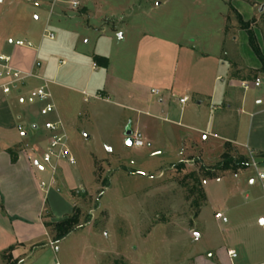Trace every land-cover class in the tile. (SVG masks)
<instances>
[{"label":"crops","instance_id":"crops-1","mask_svg":"<svg viewBox=\"0 0 264 264\" xmlns=\"http://www.w3.org/2000/svg\"><path fill=\"white\" fill-rule=\"evenodd\" d=\"M191 1L197 2L198 9L181 12L191 24L178 31L143 33L129 53L126 73L112 70L111 54L92 50L90 69L97 77V85L87 92L86 83L77 91L98 100L113 97L120 108L132 114L124 123V145L126 128L137 130L143 136V146L131 148L139 151L146 146L145 156H163L160 163L170 166L183 162L186 167L195 168L197 160L201 166L211 167L220 161L226 148L245 157L264 154V81L253 86L256 77L264 76V68L250 47L247 31L240 25L249 23L264 57V0ZM66 2L72 16L83 17L97 3L0 0V54L10 56L14 68L40 76L35 63L39 62L41 68L43 58L49 60L52 54L42 48L41 40L33 38L31 18L39 20L33 5L42 11L49 7V14L56 8L61 16L66 9L62 4ZM85 22L90 26L88 17ZM15 40H27L33 46H15ZM94 56L106 58V66L96 65ZM65 63L61 58L56 68ZM242 81L250 86L242 88ZM25 86L26 83L8 93L0 89V264H7L6 254L13 264H60L56 254L49 252L52 248L57 250V246L44 222L70 215L75 203L69 193L83 184L77 183L78 167L71 171L65 162L58 164L53 177L48 167L46 172L40 149L46 144L48 133L44 129L37 132L36 118L22 110ZM50 102L68 144L76 121L64 114L54 100ZM28 124L35 131L30 136L25 131ZM170 155L174 158L165 160ZM90 171L92 174L93 162ZM216 212L226 216L224 210ZM242 244L236 240L209 247L208 256H199L195 264H264V249L262 259L255 260L249 254L240 261L237 251ZM228 251H234L235 257Z\"/></svg>","mask_w":264,"mask_h":264},{"label":"rangeland","instance_id":"rangeland-1","mask_svg":"<svg viewBox=\"0 0 264 264\" xmlns=\"http://www.w3.org/2000/svg\"><path fill=\"white\" fill-rule=\"evenodd\" d=\"M92 1L97 3L87 15L90 26L86 25L87 17L72 16L67 2L62 4L66 9L61 16L56 8L52 14L49 7L42 11L33 5L32 9L39 18H31L33 38L41 40L42 48L51 50L52 57H42L41 68H35L41 77L25 80L21 107L36 118L37 132L44 129L45 121L55 120V108L42 116V103L30 101V91L44 86L51 101L75 119L76 127L68 136L75 164L69 168L75 172L78 167L77 183L83 184L69 193L81 226L56 242L57 250L48 248L49 252L56 254L60 264H195L199 256H208L211 250L207 248L241 240L237 251L240 261L249 254L255 260L262 259L264 188L251 161L264 171V157L252 153L247 157V167L237 171L208 170L210 167L201 166L197 160L195 168L183 162L170 166L160 163L163 156H145L146 146L137 151L134 149L139 148L124 145V123L132 114L120 108L113 97L104 101L77 91L86 83L87 92L97 85L90 69L92 50L111 54L112 70L125 72L130 67L129 53L143 33L183 29L191 21L186 22L181 12L198 9L197 2ZM76 13L81 14L78 9ZM44 30L52 32L54 39L43 37ZM61 58L66 63L56 68ZM25 131L28 136L35 132L30 124ZM225 152L233 158L239 156L233 148ZM173 158L170 155L165 160ZM241 170V176L235 178ZM195 180L202 184L207 202ZM217 209L226 212L228 223L215 220ZM5 256L13 262L8 254Z\"/></svg>","mask_w":264,"mask_h":264},{"label":"built area","instance_id":"built-area-1","mask_svg":"<svg viewBox=\"0 0 264 264\" xmlns=\"http://www.w3.org/2000/svg\"><path fill=\"white\" fill-rule=\"evenodd\" d=\"M72 6L75 7V4L72 3ZM43 37L52 40L54 39V34L44 30ZM13 44L15 46L27 48H31L33 46L32 43L27 40H15ZM10 62V56L0 54V89L5 93H8L13 88L23 85L28 77L36 76L32 71L25 72L14 68ZM39 66L40 63L36 62L35 67ZM262 81H264V76L256 77L253 81V86H259ZM249 86V82H241L242 88L247 89ZM33 100L42 103V106L39 109V113L42 116L51 113L54 109L53 104L50 102V93L44 86H39L38 88L30 91V101ZM184 100L185 99H180V102H184ZM43 128L48 133V138L46 144L40 149V160L43 166H47L50 169L53 177L60 162L73 165L75 163V159L68 147L67 138L62 132V125L59 121H45ZM130 139L131 147L140 148L143 146V136L139 131L133 130L130 135ZM251 167L256 172V177L260 181L261 186L264 188V171L259 168L255 161H251ZM43 184L44 183H41V185ZM214 218L220 220L222 223L227 222L226 216H224L221 212H216L214 214ZM228 254L231 257H235L234 251H228Z\"/></svg>","mask_w":264,"mask_h":264},{"label":"trees","instance_id":"trees-1","mask_svg":"<svg viewBox=\"0 0 264 264\" xmlns=\"http://www.w3.org/2000/svg\"><path fill=\"white\" fill-rule=\"evenodd\" d=\"M240 25L247 31L248 34V40L250 47L252 48L253 52L257 55V57L260 59L262 63V67L264 68V57L261 56L258 47L256 45L254 36L252 31L249 28V23H243L240 22ZM93 60L96 65L105 67L107 64V59L104 57L94 56ZM261 157H264V154H260ZM222 160H220L218 163H216L214 166H211L208 170H232L237 171L239 169H244L247 167V161L248 158L245 156L239 155L237 158H233L228 153L224 152L221 156ZM190 176H193L194 173H189ZM215 176L210 175L209 178H214ZM197 183L198 188H200L201 197L203 201H206V195L202 188V184L199 180H195ZM47 216H45L46 218ZM78 218H79V211L74 209L72 210L71 214L64 217L61 220L55 221V222H44L45 226L50 230L51 234V240L53 243L58 242L59 240L66 237L70 232L75 230L81 225H78ZM7 264H13L9 260H7Z\"/></svg>","mask_w":264,"mask_h":264},{"label":"water","instance_id":"water-1","mask_svg":"<svg viewBox=\"0 0 264 264\" xmlns=\"http://www.w3.org/2000/svg\"><path fill=\"white\" fill-rule=\"evenodd\" d=\"M118 37H121V34H118ZM132 131L127 128L126 129V132H125V144L128 146V147H131V139H130V135H131ZM262 223V221H261Z\"/></svg>","mask_w":264,"mask_h":264}]
</instances>
